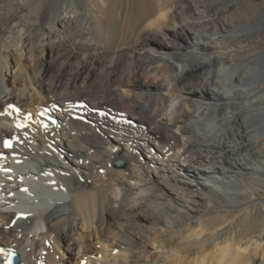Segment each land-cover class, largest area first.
I'll return each instance as SVG.
<instances>
[{"label": "bare ground", "instance_id": "6f19581e", "mask_svg": "<svg viewBox=\"0 0 264 264\" xmlns=\"http://www.w3.org/2000/svg\"><path fill=\"white\" fill-rule=\"evenodd\" d=\"M248 1L0 0V264H264Z\"/></svg>", "mask_w": 264, "mask_h": 264}, {"label": "rangeland", "instance_id": "374dc122", "mask_svg": "<svg viewBox=\"0 0 264 264\" xmlns=\"http://www.w3.org/2000/svg\"><path fill=\"white\" fill-rule=\"evenodd\" d=\"M111 3H114L116 0H108ZM132 10H133V23L137 24L142 22L147 16L151 14H155L159 9L160 0H132ZM230 0H222L223 3H228ZM244 5H248V0H240ZM255 3L258 4V10H264V0H255ZM251 20H254L252 18ZM9 22V23H8ZM6 24V28H9L13 24V20L8 21ZM261 103H264V98L260 100ZM264 105V104H263ZM255 122L252 121L251 125H253ZM115 165L119 168H123L125 165V162L123 160H117L115 161ZM246 180L249 178L248 176H243ZM252 194L250 191L247 192V195ZM253 194H256L258 197H264V184L262 187L258 188L257 191H254ZM219 197L224 198V194L218 193ZM260 216V211L257 208L256 205H253V210L250 211V213L243 217L240 223L236 225V231H237V237L238 239H241L244 237L245 234L250 232L251 229L255 226L256 222L258 221V218ZM176 218V217H174ZM254 258L253 264H260V257L256 254H252ZM217 264V263H214Z\"/></svg>", "mask_w": 264, "mask_h": 264}, {"label": "water", "instance_id": "95a60500", "mask_svg": "<svg viewBox=\"0 0 264 264\" xmlns=\"http://www.w3.org/2000/svg\"><path fill=\"white\" fill-rule=\"evenodd\" d=\"M6 264H20L18 254L15 252H10L6 258Z\"/></svg>", "mask_w": 264, "mask_h": 264}, {"label": "snow or ice", "instance_id": "6c2138e0", "mask_svg": "<svg viewBox=\"0 0 264 264\" xmlns=\"http://www.w3.org/2000/svg\"><path fill=\"white\" fill-rule=\"evenodd\" d=\"M9 107H11V106H9ZM19 126V125H18ZM11 147V141L10 140H5L4 141V148H10ZM0 155H2V153H0Z\"/></svg>", "mask_w": 264, "mask_h": 264}]
</instances>
